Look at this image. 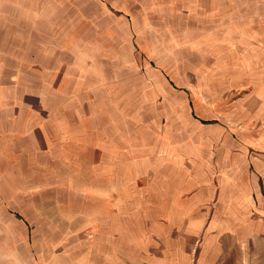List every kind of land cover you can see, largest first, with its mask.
Here are the masks:
<instances>
[{"label": "rangeland", "instance_id": "rangeland-1", "mask_svg": "<svg viewBox=\"0 0 264 264\" xmlns=\"http://www.w3.org/2000/svg\"><path fill=\"white\" fill-rule=\"evenodd\" d=\"M42 1L0 0V264H254L209 222L264 193V0Z\"/></svg>", "mask_w": 264, "mask_h": 264}, {"label": "crops", "instance_id": "crops-1", "mask_svg": "<svg viewBox=\"0 0 264 264\" xmlns=\"http://www.w3.org/2000/svg\"><path fill=\"white\" fill-rule=\"evenodd\" d=\"M36 3H38L39 6L38 8H35L34 16H36L37 21H43L45 2L40 0V2ZM27 10H29V8H27ZM39 13L41 18H37ZM33 22L34 24H37V22H35V18L33 19ZM107 25L108 31L105 30L102 32L100 30L96 32L95 35L94 32H90L88 48L90 54L93 56V53H95L94 55L97 58H110L109 45L110 40L115 38V27H111L110 23L107 22V19H105L103 26L107 27ZM136 26H139V24H136ZM41 37L44 38L43 36ZM223 37L226 38L227 42L231 41L232 38L230 35H222L219 38ZM220 41L221 39H218L219 44L222 43V41ZM39 42L44 43L43 41ZM229 45H235V40L229 42L228 46ZM104 83L106 90L104 95L106 102L104 105L105 107L113 106V108H115V102L117 101L118 106V102L121 98L116 95V87L113 88L112 85V88L108 89V84L112 83L111 79L107 75L104 79ZM232 185H234V188H232L233 192L231 191L232 193L223 190L220 196L217 198L218 201L215 204L217 209L215 211V216L209 222L210 228L218 229L228 225L230 230L235 233L234 236L232 233L233 242L231 243V245H233V255L234 251H237L236 249L241 251L245 250L246 248V250H249V252L252 251L250 252L251 262L253 259H255L256 261L254 264H264V193L260 190H257L256 194L258 196L255 197L253 195L254 189L250 185L244 182L240 184L233 182ZM241 186H243V189H241ZM225 211L229 212V216L226 215L227 213ZM238 259H240V256Z\"/></svg>", "mask_w": 264, "mask_h": 264}]
</instances>
